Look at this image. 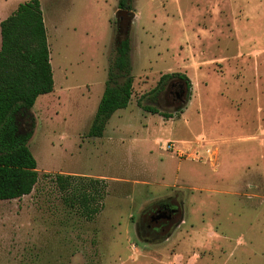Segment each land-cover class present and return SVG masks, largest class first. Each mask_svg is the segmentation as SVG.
<instances>
[{
	"label": "rangeland",
	"instance_id": "374dc122",
	"mask_svg": "<svg viewBox=\"0 0 264 264\" xmlns=\"http://www.w3.org/2000/svg\"><path fill=\"white\" fill-rule=\"evenodd\" d=\"M25 1L0 0V23ZM39 1L54 91L18 127L31 131L39 178L0 202V264H264V0H132L122 15L118 0ZM124 38L130 103L89 138ZM175 73L191 83L183 104L170 102L175 81L142 100L169 118L138 106ZM56 175L104 180L92 222ZM166 199L180 222L143 241L139 214Z\"/></svg>",
	"mask_w": 264,
	"mask_h": 264
},
{
	"label": "trees",
	"instance_id": "16d2710c",
	"mask_svg": "<svg viewBox=\"0 0 264 264\" xmlns=\"http://www.w3.org/2000/svg\"><path fill=\"white\" fill-rule=\"evenodd\" d=\"M117 12L133 13L132 0H118ZM130 50L125 38L114 50L105 88L87 133L89 138H101L112 116L130 103L133 88ZM49 56L40 1L18 4L0 23V202L30 195L38 182L37 162L28 147L31 131L20 135L18 127L23 119L33 118L29 114L38 97L54 91ZM172 81L185 91L191 88L184 74L162 75L156 87L141 97L138 106L149 114H160L156 108L142 105V100L154 98L165 83ZM54 182L68 194L64 200L68 206L86 221L92 222L101 212L107 187L104 180L56 175Z\"/></svg>",
	"mask_w": 264,
	"mask_h": 264
},
{
	"label": "flooded vegetation",
	"instance_id": "af4514ba",
	"mask_svg": "<svg viewBox=\"0 0 264 264\" xmlns=\"http://www.w3.org/2000/svg\"><path fill=\"white\" fill-rule=\"evenodd\" d=\"M172 87L174 88L175 85L171 84ZM173 93L175 97L171 98V103L177 105L185 102L186 91L181 85H177ZM151 207V210H143L136 220L139 235L143 241H150V239L158 237L164 238L166 231L176 227L180 222L181 208L179 204L173 203L172 199L155 202ZM162 214L166 216L158 218ZM144 217H147L145 222H143Z\"/></svg>",
	"mask_w": 264,
	"mask_h": 264
},
{
	"label": "water",
	"instance_id": "95a60500",
	"mask_svg": "<svg viewBox=\"0 0 264 264\" xmlns=\"http://www.w3.org/2000/svg\"><path fill=\"white\" fill-rule=\"evenodd\" d=\"M165 216H166L165 214H162V215H160L158 218L165 217Z\"/></svg>",
	"mask_w": 264,
	"mask_h": 264
}]
</instances>
